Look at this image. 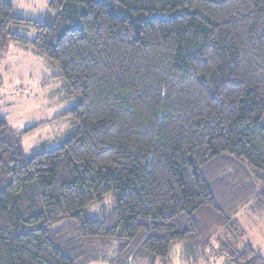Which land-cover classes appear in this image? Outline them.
Wrapping results in <instances>:
<instances>
[{"label": "trees", "instance_id": "obj_1", "mask_svg": "<svg viewBox=\"0 0 264 264\" xmlns=\"http://www.w3.org/2000/svg\"><path fill=\"white\" fill-rule=\"evenodd\" d=\"M49 6L33 20L0 0V61L30 49L72 100L21 131L0 109V264H172L176 245L185 261L264 264L236 217L264 213V0ZM63 121L56 145L24 151Z\"/></svg>", "mask_w": 264, "mask_h": 264}, {"label": "rangeland", "instance_id": "obj_2", "mask_svg": "<svg viewBox=\"0 0 264 264\" xmlns=\"http://www.w3.org/2000/svg\"><path fill=\"white\" fill-rule=\"evenodd\" d=\"M12 1L15 13L20 17L33 20H45L48 17L51 0ZM16 31L28 38L35 36L34 29L29 26L19 27ZM0 71L3 77L0 109L15 130L21 131L35 124L48 122L72 105V100L64 97L61 82L52 78L51 82L46 81V85H43V79L55 73L48 69L41 57L32 55L27 48L15 44L7 46L0 61ZM68 127V121L45 123L30 130L22 138V147L26 153H32L41 147H52ZM112 203V194H107L102 205H90L87 212L98 217L100 209L109 211ZM236 217L245 229V240L264 257V213L242 209ZM182 253L179 245H176L172 252V264H228L227 258L217 256L216 251H207V255H211L207 261L201 257L197 260L192 256L185 261Z\"/></svg>", "mask_w": 264, "mask_h": 264}, {"label": "crops", "instance_id": "obj_3", "mask_svg": "<svg viewBox=\"0 0 264 264\" xmlns=\"http://www.w3.org/2000/svg\"><path fill=\"white\" fill-rule=\"evenodd\" d=\"M16 45V44H15ZM9 46V45H8ZM19 46V45H18ZM21 47V46H20ZM24 48V47H23ZM28 50H30V49H28ZM5 51V50H4ZM31 51V50H30ZM31 54L32 55H36V56H38L36 53H34L33 51H31ZM40 57V56H39Z\"/></svg>", "mask_w": 264, "mask_h": 264}]
</instances>
